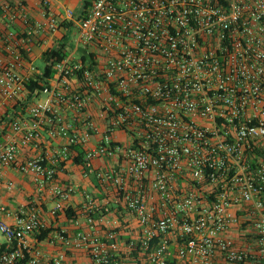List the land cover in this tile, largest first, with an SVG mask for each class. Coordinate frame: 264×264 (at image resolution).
<instances>
[{
    "label": "built area",
    "instance_id": "1",
    "mask_svg": "<svg viewBox=\"0 0 264 264\" xmlns=\"http://www.w3.org/2000/svg\"><path fill=\"white\" fill-rule=\"evenodd\" d=\"M42 4L24 37L10 27L30 25L26 7L0 5L1 115L39 72L33 31L61 28ZM65 16L66 58L3 124L0 183L14 189L10 167L32 175L56 216L76 191L57 175L81 149L104 198L84 192L83 222L44 240L40 205L0 204V264H264V0H93ZM44 136L58 149L16 165Z\"/></svg>",
    "mask_w": 264,
    "mask_h": 264
},
{
    "label": "crops",
    "instance_id": "2",
    "mask_svg": "<svg viewBox=\"0 0 264 264\" xmlns=\"http://www.w3.org/2000/svg\"><path fill=\"white\" fill-rule=\"evenodd\" d=\"M43 0H0V5L5 3L19 4L21 3L26 7V11L30 18V25L25 26L18 21L16 25L10 27V29L17 32L20 37H24L30 29L33 30L34 24L37 21L42 20V12L44 6ZM49 7L47 10L58 17L61 23L60 30L54 34H39L33 31L31 36L32 42L29 44L30 54L29 61L35 66V60L41 58L44 50L50 47H57L63 42L62 36L65 35V29L71 28V23L66 20L65 11L67 9H73L76 15L81 13L82 7L72 8L69 6L73 1L80 0H48ZM83 3V2H82ZM78 17V16H77ZM76 17V18H77ZM6 26L5 21H2L0 27L4 29ZM37 67V66H35ZM3 125L0 126V146L7 142V131H3ZM59 141H53L44 136L43 143L39 148L30 147L23 150L17 157V164L22 163L25 159L37 155L43 152H49L54 149H58ZM96 165H101V160H97ZM5 178L14 181L15 187L12 191H7L2 183H0V204L7 207L9 211H18L22 206L36 203L40 205L42 209V216L46 220L48 228L51 229H66L68 231H74L76 229L75 220L79 218L82 222L84 219L85 211L83 206L85 203L84 192H89L93 197H104L99 193L97 187H95L96 179L93 180L90 176H85L81 165L70 158L64 163V168L57 175V182L65 187L70 183L76 185L75 193L64 202V208H71L78 215L73 219H67L62 211H59L56 216H52L50 211L55 206V197L50 192V186L40 191L35 183L33 176L20 172L16 167H10L5 169ZM4 182V181H3ZM103 200V199H102ZM102 200H96L98 204ZM1 217V216H0ZM11 221L12 219H7ZM42 249L48 255L56 254L62 249L59 246H51L46 242L41 243Z\"/></svg>",
    "mask_w": 264,
    "mask_h": 264
},
{
    "label": "trees",
    "instance_id": "3",
    "mask_svg": "<svg viewBox=\"0 0 264 264\" xmlns=\"http://www.w3.org/2000/svg\"><path fill=\"white\" fill-rule=\"evenodd\" d=\"M93 0H83L82 4V10L81 13L84 14L91 6ZM68 54L67 45L61 44L57 47H50L43 51L41 55V59L44 61L45 66L43 69L38 68L39 72H36L34 77L30 79L26 83V88L28 90V93L19 99H16L14 102H10L5 109V112L3 115L0 114V126L3 124H8L12 119L16 117H23L26 115L29 105L38 97L41 96V92L43 91L44 86L48 85V80L53 76L54 69L53 64L59 61H62L66 58ZM85 59V57H83ZM6 122V123H5ZM79 151V156L76 157L75 162L76 164L82 165L83 164V152L81 149H77ZM95 178H93L94 180ZM60 183V182H59ZM95 187L100 192V184L99 182H95ZM104 197L102 195L95 196V200H102ZM84 210V209H83ZM62 212L65 214L67 219H73L75 218L78 213L74 211L73 209L64 208ZM89 213V212H87ZM96 216V215H95ZM53 229H47L41 232L40 235H38L39 240H44L49 232H51ZM55 230V229H54Z\"/></svg>",
    "mask_w": 264,
    "mask_h": 264
},
{
    "label": "rangeland",
    "instance_id": "4",
    "mask_svg": "<svg viewBox=\"0 0 264 264\" xmlns=\"http://www.w3.org/2000/svg\"><path fill=\"white\" fill-rule=\"evenodd\" d=\"M83 0L80 1H73L69 6H71L72 8H76V7H82V3ZM35 66L39 67L40 69H43L45 66L44 61L41 58H38L35 60ZM1 236V235H0ZM0 241H1V237H0Z\"/></svg>",
    "mask_w": 264,
    "mask_h": 264
}]
</instances>
